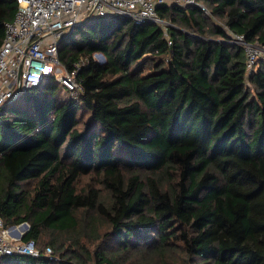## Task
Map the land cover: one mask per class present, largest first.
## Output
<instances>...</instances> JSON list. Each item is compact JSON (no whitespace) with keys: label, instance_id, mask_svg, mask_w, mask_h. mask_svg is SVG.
<instances>
[{"label":"trees","instance_id":"obj_1","mask_svg":"<svg viewBox=\"0 0 264 264\" xmlns=\"http://www.w3.org/2000/svg\"><path fill=\"white\" fill-rule=\"evenodd\" d=\"M156 12L83 21L58 43L81 92L0 107V219L40 253L0 264H264V58L230 36L264 46V0Z\"/></svg>","mask_w":264,"mask_h":264},{"label":"built area","instance_id":"obj_2","mask_svg":"<svg viewBox=\"0 0 264 264\" xmlns=\"http://www.w3.org/2000/svg\"><path fill=\"white\" fill-rule=\"evenodd\" d=\"M16 11L4 23L0 46V107L19 97L25 90L38 87L48 79L55 80L70 95L81 92L76 80L78 65L67 71L58 58V43L63 34L83 21L97 17L124 16L135 23L152 21L165 29L157 16L163 4H194L196 0H14ZM205 10L204 7H201ZM243 47L246 71L264 57V46L248 43L244 36L231 34ZM170 44V42H168ZM26 224V223H23ZM23 224L4 228L0 219V256L11 254L39 256L33 240L23 241L28 231ZM44 255L51 258L50 248Z\"/></svg>","mask_w":264,"mask_h":264},{"label":"rangeland","instance_id":"obj_3","mask_svg":"<svg viewBox=\"0 0 264 264\" xmlns=\"http://www.w3.org/2000/svg\"><path fill=\"white\" fill-rule=\"evenodd\" d=\"M98 54H99V53H95V54L93 55V59H94L96 62H98V63H102L101 60H100V58H99V56H98ZM262 58H264V57H262ZM16 99H17V98H16ZM16 99H15V100H16ZM85 181H87V180L85 179ZM82 185H84V183H83V179L80 181L79 186H82ZM22 224H23V223H22ZM19 225H20V224H19ZM175 260H178V258L176 257Z\"/></svg>","mask_w":264,"mask_h":264},{"label":"water","instance_id":"obj_4","mask_svg":"<svg viewBox=\"0 0 264 264\" xmlns=\"http://www.w3.org/2000/svg\"><path fill=\"white\" fill-rule=\"evenodd\" d=\"M98 56H99L101 62L103 63V62H104V59H105L104 56H103V54L99 53ZM27 227H28L27 224H23V227H22V228L25 229V228H27Z\"/></svg>","mask_w":264,"mask_h":264}]
</instances>
